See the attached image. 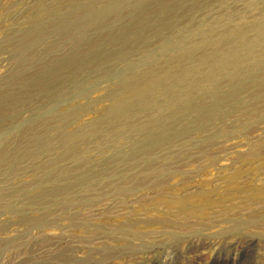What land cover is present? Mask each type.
Wrapping results in <instances>:
<instances>
[{
	"label": "rangeland",
	"instance_id": "1",
	"mask_svg": "<svg viewBox=\"0 0 264 264\" xmlns=\"http://www.w3.org/2000/svg\"><path fill=\"white\" fill-rule=\"evenodd\" d=\"M263 35L264 0H0V264H264Z\"/></svg>",
	"mask_w": 264,
	"mask_h": 264
},
{
	"label": "bare ground",
	"instance_id": "2",
	"mask_svg": "<svg viewBox=\"0 0 264 264\" xmlns=\"http://www.w3.org/2000/svg\"><path fill=\"white\" fill-rule=\"evenodd\" d=\"M86 9V8H85ZM264 36V35H263ZM257 41H254L252 43L250 42H247L244 37H242L239 42H238V48L241 49V50H245L247 51L248 53H251L254 49V45ZM250 45V46H249ZM258 45V44H257ZM239 51V50H238ZM246 54V53H245ZM252 54V53H251ZM229 57V56H228ZM252 57V55H251ZM234 62V61H233ZM228 62L225 61V59L223 61L220 62V66L221 67H226ZM243 64H246V63H243ZM263 67V66H262ZM235 68V67H234ZM230 70V69H229ZM255 71V70H254ZM257 71V70H256ZM189 72V71H188ZM187 72V74H188ZM236 72V71H235ZM228 74H231V73H228ZM241 77V76H240ZM258 78V77H257ZM241 80V79H240ZM243 81V80H242ZM155 85V84H154ZM142 86V85H141ZM206 86V85H205ZM244 86V85H242ZM146 88V87H145ZM156 88H158L156 86ZM141 94V91L140 92H137L136 95H140ZM156 95V94H155ZM171 95V94H170ZM202 98V97H201ZM205 98V97H204ZM128 100V99H127ZM151 100V99H150ZM154 100V99H153ZM149 102H152V101H149ZM169 104H172V103H169ZM121 107V106H120ZM111 119V118H110ZM120 121V120H119ZM172 123V122H171ZM121 125V123H120ZM105 127V126H104ZM97 128V127H96ZM166 128V127H165ZM146 129V128H145ZM149 140V139H148ZM150 142V141H149ZM164 144V143H163ZM126 161V160H125ZM129 161V160H128ZM127 167V166H126ZM107 168V167H106ZM84 175V174H83ZM240 174H234L233 176L229 177L228 180H227V183H228V186L227 188L230 190L232 189L233 191H236L237 193H244L245 195H247V191H245L244 189H242L243 187H240L239 186V183H237L236 179L239 177ZM83 179V178H82ZM72 181V180H71ZM74 182V181H73ZM138 185V184H136ZM64 187V186H63ZM246 187V186H245ZM245 191V192H244ZM208 191H203L201 192L199 195H198V198H197V201L192 203L191 200L188 198V196H185L184 199H183V202H187L190 204L189 206V209L188 211L185 212V214H192L195 207L198 206L200 203L206 201V202H209V195L207 193ZM264 194H261L259 195L260 196H263ZM255 197H258L257 195ZM197 211V209H196ZM195 213V212H194Z\"/></svg>",
	"mask_w": 264,
	"mask_h": 264
}]
</instances>
